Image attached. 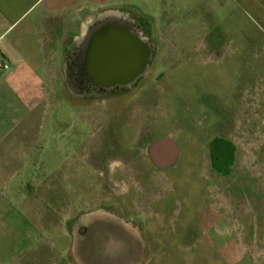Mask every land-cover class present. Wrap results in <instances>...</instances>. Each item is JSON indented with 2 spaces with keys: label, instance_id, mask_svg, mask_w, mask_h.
<instances>
[{
  "label": "rangeland",
  "instance_id": "rangeland-1",
  "mask_svg": "<svg viewBox=\"0 0 264 264\" xmlns=\"http://www.w3.org/2000/svg\"><path fill=\"white\" fill-rule=\"evenodd\" d=\"M224 3L216 14H189V4L182 13L144 14L156 24L152 78L166 74L147 92L55 98L38 147V177L53 183L54 192L39 194L36 209L24 210L32 219L22 223L29 235L5 244L7 251L23 247L24 264H77L78 225L85 214L103 212L139 226L147 244L143 264H264L260 244L243 242L246 234L252 238L244 209L259 208L264 198L239 186L237 167L220 175L234 155L222 137L238 121L244 88L255 85L256 75L240 62L235 34L254 29L255 15L241 14L237 0ZM230 39L236 43L228 49ZM131 139L136 159L118 160ZM162 140L174 141L179 152L166 168L147 154L148 145ZM216 148L223 159L211 158ZM38 236L40 242H27Z\"/></svg>",
  "mask_w": 264,
  "mask_h": 264
},
{
  "label": "crops",
  "instance_id": "crops-1",
  "mask_svg": "<svg viewBox=\"0 0 264 264\" xmlns=\"http://www.w3.org/2000/svg\"><path fill=\"white\" fill-rule=\"evenodd\" d=\"M224 2L0 0V61L9 65L0 68V264H24L28 253L23 247L7 251L5 244L23 243L24 235H29L22 229L27 216L24 210L36 209L39 194L54 192L53 183L38 177L42 160L38 147L55 98L72 95L67 60L70 51L82 43L91 23L104 11H118L132 14L155 29L156 24L144 14L182 13V4H189V14H216V6L220 9ZM237 2L241 14L255 15L254 29L242 28L235 34L240 62L255 67L256 75L255 85L244 88L238 121L226 136H221L234 147V155L228 171L220 175L227 178L237 167L239 186L245 190L252 187L264 198V0ZM227 43L224 46L231 49L236 41ZM39 186L41 193L36 191ZM244 212L248 219L244 227L251 228L252 238L246 234L243 242L260 244L259 254L264 256V204L257 209L246 207ZM119 219L103 212L85 214L81 221L88 232L77 231L73 240L72 256L77 264L146 261L147 244L139 226H129ZM25 220L32 224L30 216ZM40 241V237L27 240L31 244ZM65 253L62 256L70 260Z\"/></svg>",
  "mask_w": 264,
  "mask_h": 264
},
{
  "label": "flooded vegetation",
  "instance_id": "flooded-vegetation-1",
  "mask_svg": "<svg viewBox=\"0 0 264 264\" xmlns=\"http://www.w3.org/2000/svg\"><path fill=\"white\" fill-rule=\"evenodd\" d=\"M107 12L100 13L91 23L82 43L70 51L67 60L72 94L84 100L122 97L134 94L136 89L139 93L147 92L148 85L152 82H163L166 77L164 70L154 78L151 75L158 43L153 37V30L149 25L142 19L126 12H120L118 19ZM120 21L132 25V28L102 27L108 25L107 23L114 24ZM94 35H96L95 40H102V44L91 47L90 40ZM135 40L141 43V46L138 45L139 48L134 46L133 41ZM146 42L151 45L149 54L145 53L143 49L142 44ZM93 53H99L100 59L98 57L96 60L92 59ZM108 55L118 58L107 59ZM113 147L117 150L123 148L119 144H115ZM123 149L120 150L122 157L118 160L132 163L138 154L137 141L131 139V142ZM147 154L153 161L149 145ZM222 154V149L216 148L210 156L212 159L213 157L223 159L224 154ZM98 160L99 164L103 161L100 154ZM77 231L82 234L88 232L83 221H80Z\"/></svg>",
  "mask_w": 264,
  "mask_h": 264
},
{
  "label": "water",
  "instance_id": "water-1",
  "mask_svg": "<svg viewBox=\"0 0 264 264\" xmlns=\"http://www.w3.org/2000/svg\"><path fill=\"white\" fill-rule=\"evenodd\" d=\"M108 14L114 16L116 19H118L120 17V12L118 11H108L107 12ZM108 25H103L102 27H123V28H132V25L128 24V23H125V22H122L120 21L119 23H107ZM110 25V26H109ZM91 36V35H90ZM95 36L94 35L91 40H90V43H91V47H94L95 45H101L102 43V40H95ZM115 40H117L116 38H114ZM133 44L135 47H137L138 45L141 46V43L138 42V41H133ZM143 45V49H144V52L149 54V52H151V45L150 43L146 42L145 44H142ZM138 46V48H139ZM93 51H95L94 49H92ZM98 55V56H97ZM98 57V59H100V55L99 53H93L91 58L96 60ZM111 57H115V56H110L108 55L107 59L111 58ZM115 58H118V57H115ZM151 153H152V158H153V161L154 163L158 166V167H162V168H166L168 166H171L173 165L174 163H176L177 159H178V149L176 147V144L174 143V141L172 140H162V141H159V142H156L154 143L151 148Z\"/></svg>",
  "mask_w": 264,
  "mask_h": 264
},
{
  "label": "built area",
  "instance_id": "built-area-1",
  "mask_svg": "<svg viewBox=\"0 0 264 264\" xmlns=\"http://www.w3.org/2000/svg\"><path fill=\"white\" fill-rule=\"evenodd\" d=\"M8 67L9 65L7 63L0 61V68H8Z\"/></svg>",
  "mask_w": 264,
  "mask_h": 264
}]
</instances>
